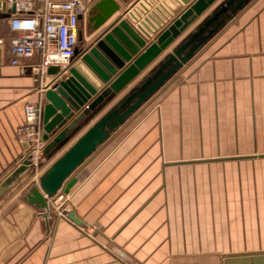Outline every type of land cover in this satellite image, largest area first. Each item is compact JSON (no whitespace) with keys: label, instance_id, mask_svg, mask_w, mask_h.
I'll use <instances>...</instances> for the list:
<instances>
[{"label":"crops","instance_id":"1","mask_svg":"<svg viewBox=\"0 0 264 264\" xmlns=\"http://www.w3.org/2000/svg\"><path fill=\"white\" fill-rule=\"evenodd\" d=\"M86 1L89 10L98 0ZM115 1L119 10L96 30L88 12L80 18L83 37L90 29L84 51L119 18L135 28L127 10L137 0ZM156 1V21L185 7ZM222 1L61 148L47 152L43 142L39 164L0 194V264H264V0H248L74 170V220L45 219L26 199L48 167ZM9 18L0 5V184L25 158V105L41 106V132L44 93L59 80L33 69L37 54L11 63Z\"/></svg>","mask_w":264,"mask_h":264},{"label":"water","instance_id":"2","mask_svg":"<svg viewBox=\"0 0 264 264\" xmlns=\"http://www.w3.org/2000/svg\"><path fill=\"white\" fill-rule=\"evenodd\" d=\"M181 1L185 5L182 11L169 22L166 19L164 25L155 31L146 32L139 27L142 36L126 19L119 18L87 51L75 49L74 55L80 56V59L74 66H69L65 71L58 67L48 68L47 73L58 75L59 80L53 83V89L44 93L46 103L42 110L40 139L46 144L45 151L61 148L77 129L125 89L142 69L167 49L216 0ZM246 2L248 0H223L217 5L137 85L129 89L48 167L38 178V183L29 189L27 201L42 209L46 207L48 198L59 193L68 194L76 182L74 170ZM117 10L119 4L115 0L96 1L88 11L92 29L96 30L106 23ZM78 39L82 41L80 30ZM31 166L25 157L21 165L0 184V194ZM68 218L74 220L73 212L68 213Z\"/></svg>","mask_w":264,"mask_h":264},{"label":"built area","instance_id":"3","mask_svg":"<svg viewBox=\"0 0 264 264\" xmlns=\"http://www.w3.org/2000/svg\"><path fill=\"white\" fill-rule=\"evenodd\" d=\"M7 8L9 25L15 33L9 39L11 63L18 65L23 59L35 54L40 61L33 69L43 76L48 68L58 67L65 71L78 45L80 17L86 14V0H0ZM13 7V11L11 10ZM158 8V9H157ZM161 12L156 0H137L127 10L135 24L146 32L162 27L166 19L156 21L154 14ZM39 104L28 103L23 109L21 139L26 144L27 157L32 166H37L44 154V143L40 139ZM39 214L45 219L53 215L69 219L71 210L68 194L59 193L47 199Z\"/></svg>","mask_w":264,"mask_h":264},{"label":"rangeland","instance_id":"4","mask_svg":"<svg viewBox=\"0 0 264 264\" xmlns=\"http://www.w3.org/2000/svg\"><path fill=\"white\" fill-rule=\"evenodd\" d=\"M134 2L135 0H130V2ZM90 33V29H89V27H87V26H85V29H84V37L82 38V41L80 42V47L82 48V46H84V45H87V43H88V40H87V38H86V36L88 35ZM38 182L36 181V184H37ZM35 184V185H36Z\"/></svg>","mask_w":264,"mask_h":264},{"label":"flooded vegetation","instance_id":"5","mask_svg":"<svg viewBox=\"0 0 264 264\" xmlns=\"http://www.w3.org/2000/svg\"><path fill=\"white\" fill-rule=\"evenodd\" d=\"M88 11H89V10H87V12H88ZM87 12H86V13H87ZM80 33L83 34L82 31H80ZM82 38H83V35H82ZM80 42H81V41L78 40V45H77V47H76V48H78V49L81 48V47H80ZM73 58H75V55L72 57V59H73Z\"/></svg>","mask_w":264,"mask_h":264}]
</instances>
